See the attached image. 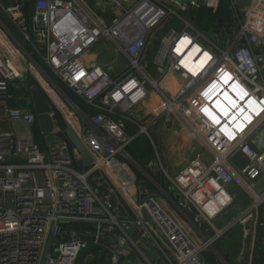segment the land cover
Listing matches in <instances>:
<instances>
[{"label": "built area", "instance_id": "2783aa9c", "mask_svg": "<svg viewBox=\"0 0 264 264\" xmlns=\"http://www.w3.org/2000/svg\"><path fill=\"white\" fill-rule=\"evenodd\" d=\"M25 1L0 0V264H154L153 248L164 264H205L203 253L224 234L212 220L233 202L228 186L238 181L253 198L238 219L243 225L264 201V190L254 183L264 177V150L253 146L264 130V0H127L130 7L111 0V9L125 13L111 24L81 0H28L27 18ZM222 4L229 17L211 32L194 24L198 14L216 15ZM184 39L188 43L178 51ZM103 40L114 43L126 59L119 77L85 64V55ZM196 45L198 59L204 54L210 59L193 73L183 59ZM30 46L54 77L34 60ZM25 72L36 84L21 86ZM171 76L181 80L176 90L166 86ZM54 79L96 113L81 111ZM35 85L52 106L50 133L40 129L31 98L17 105L19 96L12 91L24 86L30 93ZM152 93L159 97L156 111L137 119L132 112ZM76 114L78 126L71 123ZM175 116L212 162L199 157L172 178L155 144L153 159L139 167L128 151L136 138L128 125L154 143L152 128L171 124ZM15 123L30 128L32 137L20 138L11 129ZM67 129L85 146L92 167L83 168ZM237 154L245 157V166L236 165ZM158 171L177 194L181 210L194 212L193 224L207 223L213 236L195 241L166 210L158 198L165 188L153 178ZM149 181L158 185L157 195L149 192ZM96 249L102 253L95 255Z\"/></svg>", "mask_w": 264, "mask_h": 264}, {"label": "crops", "instance_id": "0c3cea01", "mask_svg": "<svg viewBox=\"0 0 264 264\" xmlns=\"http://www.w3.org/2000/svg\"><path fill=\"white\" fill-rule=\"evenodd\" d=\"M81 1L85 5V7L89 11H91L96 17H98V15L101 14L98 12H100L103 9L104 5H108L106 11L109 16L103 14V15H99L98 17L106 24H109L107 23V20L110 18V15H114L115 16L114 18H116L115 14L118 11V9L110 8L111 0H81ZM121 1L124 7L131 6V3H129L127 0H121ZM1 26L2 25L0 24V27ZM101 42H109V41L103 40ZM97 46L98 44L85 55L84 57L85 64L87 66H101L103 69L108 71L111 74V76L114 78L122 75L127 69V63L124 64L123 67L120 68L119 70L116 68L115 65L112 66L109 63H104L102 56H100L98 52ZM157 47L158 45L156 44L150 48L148 53L149 59L152 58ZM13 60L15 61L17 67L21 68V63L18 62L17 58L13 57ZM56 83L61 84L58 80L56 81ZM20 84L21 86L27 84L24 76L20 80ZM20 90H24V92L18 94L19 100L17 102V105L24 103L25 99L31 98L30 93L26 92L24 86L21 87ZM61 90L63 91V89ZM66 96L71 101H73L67 94ZM158 103H159V97L156 94L152 93L147 101H145L139 108H137L135 111L132 112V115L135 116L137 119L143 120L147 116L151 115L153 112L156 111L158 107ZM80 110L83 111L81 108ZM71 118H72L71 123L73 125L78 126L80 124L81 120L79 119V115L76 114ZM173 119L174 120L171 124L166 125L160 122L158 125L154 126V128H152L151 130L159 141L158 145L162 148V153L168 164V169L173 173L177 172L176 174L171 176L168 170L163 166V163H161L165 172L172 178L178 176L184 170L185 167L189 166L193 160H196L199 157H201L204 161L210 163L213 160V157L204 147V145L198 139L191 138V131L183 123V121L178 116L173 117ZM63 123L66 124L64 120ZM128 132L131 135L136 136L134 142L132 143L128 151L139 167L146 168L148 163L154 157V153H155L154 148L151 147L150 142H148V144L141 145L139 143L138 145H136L140 137L143 136L147 137V136L142 133H139L138 129L134 125L132 124L128 125ZM259 135L260 136L258 138L256 137L253 140L254 142L253 146L257 150L263 151L264 130H262L259 133ZM176 156L177 159L174 162V158ZM236 157L244 158L242 154H237L234 157V161ZM136 172L138 173L137 170ZM164 177L165 175L161 171L155 172L153 174V178L155 179V181L160 183V185L165 188L166 194L158 195V198H160V201L163 203L166 210L173 217L176 218V220L183 226L185 231L195 241L200 243L204 239L213 236L214 231L210 229L207 223L203 222L199 227L193 224L192 219L194 217V212L192 211L183 212L181 210V202L177 194L174 191H170L169 189H167L168 184H166ZM254 183L258 191L264 190L263 176H260L258 180L257 179L254 180ZM148 188H149V192L152 194V191L158 190V185L154 182L149 181ZM228 192L232 196L233 199L232 204L225 211H223L218 217H215L212 220V223L214 224L216 229L224 232V234H222L219 237V239L214 243L211 249L203 253L202 259L205 262V264H264V227L257 226V223L264 222V201L259 206V208L254 212V215L249 217L250 220L248 223L251 224L250 232L245 231L243 234L244 229L241 226L243 224L239 223L238 219L241 216H243L252 207L253 198L247 192L245 187L238 181H235L233 184L228 186ZM240 195L244 196L242 200L243 204L238 203L239 209L237 210L238 212L236 216H234L231 220L227 222L221 221V219L223 218L222 216L228 210L234 207L236 203L239 201V199H241L242 196ZM127 212L129 215L132 214L129 208H127ZM239 229H242V233ZM153 249L149 251L150 258L153 261V263L164 264L156 255Z\"/></svg>", "mask_w": 264, "mask_h": 264}, {"label": "rangeland", "instance_id": "374dc122", "mask_svg": "<svg viewBox=\"0 0 264 264\" xmlns=\"http://www.w3.org/2000/svg\"><path fill=\"white\" fill-rule=\"evenodd\" d=\"M163 1H165V2H167V3H171V0H163ZM107 6L108 5H104V7H103V9L100 11V12H98V13H101V14H99V15H103V14H106L107 16H109L108 15V13H107V11H106V8H107ZM110 6V5H109ZM99 15H98V17H99ZM116 17L118 18V19H122L124 16H125V13H124V11L122 10H118L117 12H116ZM217 15V14H216ZM115 16L114 15H110V18L107 20V23H109V24H111V22L113 21V18H114ZM3 20L5 21V23L12 29V25L6 20V19H4L3 18ZM201 31H203V32H205V33H207V32H211L213 29H212V26H206V25H204V24H201V23H194ZM167 28V27H166ZM166 30V29H165ZM98 52H99V54H100V56H102V59L104 60V63H109L110 65H112V66H116V68L119 70L120 68H122L123 67V65L124 64H126L127 62H126V59L124 58V56H122V54H119V52L116 50V46H115V44L114 43H112V42H101L100 44H98ZM41 51H43L42 53H44V49H40ZM29 51H30V53H31V55H32V57L34 58V60H35V57H34V55L36 54V55H38V56H40L39 54H38V52L33 48V47H31L30 46V48H29ZM117 51V52H116ZM102 52V53H101ZM36 61V60H35ZM38 63V62H37ZM40 65V64H39ZM41 66V65H40ZM41 68H43V70L45 71V72H47L46 71V69L43 67V66H41ZM149 71L150 72H152L153 71V69L151 68V66L149 65ZM23 76H24V78L26 79V82L28 81V78L29 77H31V79H33L34 80V78L32 77V76H29V74L27 73V72H25V74L23 73ZM49 76H50V74H49ZM52 77V76H51ZM181 84V80L179 79V78H177V77H175V76H171L167 81H166V86H168V87H170V86H173V85H177V87L179 86ZM59 85V87L62 89V85L61 84H58ZM69 104V103H68ZM76 104V103H75ZM77 106H79L78 104H77ZM64 111H66L65 109H64ZM68 111V110H67ZM68 114H70V112L68 111ZM11 129L12 130H14L15 132H16V134L20 137V138H31L32 137V134H33V131L30 129V128H28L27 126H25L24 124H21V123H15V124H13L12 125V127H11ZM54 135H51V134H47V135H45V137L48 139V140H53V137ZM151 136H152V139L154 140V143L150 140V139H148L147 137H140L139 139H138V141H137V144L136 145H138L139 143L142 145V144H148V142H150V145H151V147H153L154 148V145L156 144V147H157V151H158V155H159V157H160V159H161V163H163V166L168 170V172L171 174V176H173L174 174H176V173H173V172H171L169 169H168V164H167V161L165 160V158H164V155H163V153H162V148L158 145L159 144V141H158V139H157V137L154 135V133L151 131ZM260 135H258L257 136V138L259 137ZM60 138H62V137H60ZM132 148V147H131ZM155 152V151H154ZM156 153V152H155ZM245 158V157H244ZM244 158H241V157H236L235 158V163H236V165H238V167H243V166H245L246 165V160L244 159ZM176 159H177V156L174 158V162L176 161ZM161 170V169H160ZM179 172V171H178ZM259 179V177L257 178V180ZM167 189H168V187H167ZM240 196H242L241 197V199H239V201L236 203V205L234 206V207H232L230 210H228L222 217V219H221V221H223V222H227V221H229V220H231L234 216H236V214H237V210L239 209V204H243V202H242V200H243V198H244V196L243 195H240ZM239 203V204H238ZM245 205H247V204H245ZM242 227H243V234H244V232L245 231H248V232H250V228H251V224H245V226H243V225H241ZM238 227V226H237ZM240 231H241V233H242V229H239ZM232 237H233V234H232ZM85 255V254H84ZM84 255H83V257H84ZM87 256H85V259L87 260ZM83 259V258H82ZM79 264V263H78Z\"/></svg>", "mask_w": 264, "mask_h": 264}, {"label": "water", "instance_id": "95a60500", "mask_svg": "<svg viewBox=\"0 0 264 264\" xmlns=\"http://www.w3.org/2000/svg\"><path fill=\"white\" fill-rule=\"evenodd\" d=\"M171 1L177 4H181V3L190 2L193 0H171ZM22 11L25 14V16L29 18V1L28 0L24 2V7ZM30 95H31L33 110L38 116V124H39L40 129L45 133L52 132L54 129V121L50 116V112L52 111V106L49 100L47 99L44 91L42 90L40 86L35 85L31 88ZM66 134H67V138L69 139L73 147L78 151L79 154L82 155L83 168L88 169L92 167V164H93L92 158L90 154L87 152L85 146L78 139V137L73 133L71 129H67ZM157 193H158L157 191H152V194L157 195ZM11 199H12L11 196H9V201H11ZM111 202L114 203L112 199H111ZM134 232H135V229L130 231L131 234H134Z\"/></svg>", "mask_w": 264, "mask_h": 264}, {"label": "trees", "instance_id": "16d2710c", "mask_svg": "<svg viewBox=\"0 0 264 264\" xmlns=\"http://www.w3.org/2000/svg\"><path fill=\"white\" fill-rule=\"evenodd\" d=\"M228 17H229V12H228L227 6L225 4H222V7H221V9H220V11H219V13L217 15H212V13L210 11H203L202 13L198 14L197 23H201V24H204L206 26H209V25L210 26H214L216 24V22H219V21L221 22V21H223L224 19H226ZM149 50H150V48H149ZM34 57H35L36 62H38V64L43 66L46 69L47 73L50 74V76H53L52 73L49 71V69L44 64V62L42 61V58L40 56L36 55V54L34 55ZM28 83L30 85L36 84V82L33 79H31L30 77L28 78ZM62 89L76 104L79 105V107L81 109H84V111H86L87 113H90V114H95L96 113L94 110L90 109L83 101H81L72 91L67 89L64 85H62ZM12 91L14 93H16V94L24 92V90H15V89H13ZM58 117H59L60 125L63 128H65L66 124L63 123V120H62V118L60 116H58ZM79 168L81 169V166H79ZM101 253L102 252L100 250H98V249L94 250V254L95 255H100ZM104 258H106V257H103L101 259V261H103Z\"/></svg>", "mask_w": 264, "mask_h": 264}, {"label": "bare ground", "instance_id": "6f19581e", "mask_svg": "<svg viewBox=\"0 0 264 264\" xmlns=\"http://www.w3.org/2000/svg\"><path fill=\"white\" fill-rule=\"evenodd\" d=\"M187 43H188L187 39L182 40L180 47L178 48V51H182L187 45ZM183 45L185 46L183 47ZM198 53H199V46L198 45L193 46L187 53L186 57H184L183 59V63L187 65V67L193 73H198V71L202 69V66L205 65V63H208L210 59L208 54H204L198 59L197 57ZM174 86H172L171 88H173V90H176L177 87Z\"/></svg>", "mask_w": 264, "mask_h": 264}]
</instances>
